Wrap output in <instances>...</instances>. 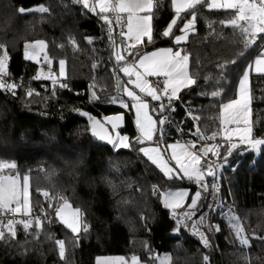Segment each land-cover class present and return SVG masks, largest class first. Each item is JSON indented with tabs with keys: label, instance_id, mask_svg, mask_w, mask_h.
Listing matches in <instances>:
<instances>
[{
	"label": "trees",
	"instance_id": "obj_1",
	"mask_svg": "<svg viewBox=\"0 0 264 264\" xmlns=\"http://www.w3.org/2000/svg\"><path fill=\"white\" fill-rule=\"evenodd\" d=\"M155 2L154 28L162 31L174 11L171 0ZM40 5L49 11L19 12L20 7L35 9ZM194 10L196 31L188 35L181 49L189 54V71L199 86H193L192 92L184 95L183 103H176L172 123L168 124L175 130L174 137L185 141L194 139L191 133L197 126L208 135L220 128L221 103L235 96L245 64L258 54L255 46L243 49L238 29L220 23L231 18L235 10L209 9L205 1ZM181 15L189 19L191 10ZM107 31L94 14L87 13L73 0H0V43L9 50L11 75L22 76L26 81L30 75L35 76L38 64L26 60L22 51L26 41L42 39L55 73L58 59L65 60L66 74L61 82L70 85V89L57 86L53 95L51 81L40 78L31 81L35 93L32 97L25 96L28 89L25 85L15 97L0 91V158L14 161L20 174L29 175L31 206L46 210L38 236H25L18 229L15 241H0V264H94L98 255L126 259L136 255L152 264L156 262L150 259L152 253L168 254L170 264H204V255L209 256L210 264H264V241L260 239L264 237V144L257 155L251 150H235L229 157V165L222 169L220 181L234 199L244 197L246 194L241 191L251 187L255 179L262 182L255 190L260 196L258 200L233 206L250 238V246L233 243L221 228L216 234L208 233L211 246L205 248L186 229L172 232L168 210L150 190L157 183L161 191L188 183L165 182L163 174L141 153L132 148L112 149L99 143L87 130V116L80 113L87 112L102 120L103 115L122 111L124 134L130 138L137 136L131 111L109 102L121 93L119 71H114V58L109 61L113 49ZM85 36L93 37L94 43H88ZM70 37L75 38V45ZM113 38L119 50L115 33ZM164 45H172V41L158 38L155 47ZM240 52L244 55L239 56ZM225 61L229 63L221 80L216 66ZM90 85L95 87L90 90ZM91 91L100 97L98 102L89 101ZM213 91H219L220 95L212 97ZM156 104L153 102L152 107ZM189 107L198 120L186 117ZM250 107L253 136L264 139V73L250 74ZM178 127L186 135L181 136ZM44 191L49 193L48 197L43 196ZM57 195L66 197L71 206L80 207L89 225V232L82 234L78 243L55 217V208L62 203L55 199ZM206 197L207 194L205 200ZM49 202L52 208H48ZM141 215L147 217V222ZM216 219L220 225L218 214ZM49 234L52 240L48 239ZM55 239L66 242L63 260Z\"/></svg>",
	"mask_w": 264,
	"mask_h": 264
},
{
	"label": "snow or ice",
	"instance_id": "obj_2",
	"mask_svg": "<svg viewBox=\"0 0 264 264\" xmlns=\"http://www.w3.org/2000/svg\"><path fill=\"white\" fill-rule=\"evenodd\" d=\"M73 2L81 5L87 13L94 14L102 25L107 27V35L113 49L109 61L111 62L114 58V71L118 70L128 78L126 83L118 85L122 94L112 97L109 102L119 103L122 109L134 110L138 135L130 138L124 134L120 127L125 120L123 112L104 117L103 123L90 113L82 112L81 115L88 117L89 129L87 130H90L91 134L100 141H106L112 149L132 148L138 151L159 169L165 182L174 184L175 181H181L194 185V192L188 187H169L161 191L158 183L151 186L152 195H158L163 208L168 210L169 217L173 221V233H179L181 229H189L191 225L193 234L199 237L205 248H208L211 246L209 239L205 231L201 229L206 227L208 231L213 229L219 231L218 225L205 223L210 221L213 212L219 211L222 217L226 216L228 225L239 244L242 247L250 246V238L245 232L240 217L232 211L231 205L228 206V213L222 211L225 203L220 196V181L222 169L229 164V157L235 150L246 146L258 151L260 145L264 144V139L254 138L253 128L249 124L248 88L249 69L264 73V43H260L264 41V0H208L209 9L235 10L231 18L222 20L220 23L238 29L243 49L247 50L255 46L258 54L239 77L238 97L221 106L223 115L220 128L208 135L197 126L194 133H191L194 139L184 142L177 140L175 143L167 144L163 149L160 145L164 141V126L172 123L171 116L175 111L176 103H183L184 95L190 94L193 86H199L197 79L190 74L189 54L181 49V44L188 40L190 32L196 31L197 12L194 9L196 5L204 3V0H171L174 15L162 31L154 28V10L157 8L155 0H73ZM190 10L191 17L183 19L181 14H187ZM26 11L46 13L49 9L44 5L35 9L19 8L21 14ZM114 24L121 28L119 34L123 44L119 50H116L117 45L113 38ZM174 29L178 30L179 34H176ZM158 38H167L172 41V45L163 48L155 47ZM69 39L73 45L77 43L74 37ZM84 39L88 43H94V38L91 36H85ZM150 47L154 50L148 51ZM23 55L26 60L38 63L41 57L43 58V63L48 66V74L44 78L51 81L53 95H55L57 86L60 89H70L69 83L61 82L60 79L65 76V60H59V75H56L52 71V59L46 51L45 40L25 42ZM238 55L243 56L244 52ZM9 59L7 46L0 43V91L15 97L17 90L23 87V82L22 78L20 82H17L11 77L8 67ZM235 62V60L231 61L233 64ZM228 63L225 61L216 66L221 72V80L226 75L224 69ZM42 75L43 70L37 74L35 79H40ZM150 77L158 78L154 85L149 83ZM94 87L95 85L89 86L90 90ZM34 94L31 88L25 92L26 97H32ZM218 95H220L219 91L211 93L212 97ZM145 97H150L152 101L157 102L156 106L150 108ZM99 100L100 97L91 91L89 101L98 102ZM73 111L79 112L80 110L73 109ZM150 111L158 114L155 120L149 114ZM186 117L191 120L199 119L190 107L186 112ZM241 121L243 127H228L233 124L239 125ZM106 124L110 125V130L105 127ZM177 131L181 136L186 135L180 127ZM206 141H213V143H203L197 146L198 142ZM146 143L149 146H143ZM169 150L170 156L165 155ZM209 178L211 183H209ZM29 184V175L25 174L21 178L14 161L0 158V217L11 215L6 222L0 218V241H15L18 229H21L25 236L29 234L38 236L43 229L41 216L31 215L33 206L30 205ZM209 191L214 199L207 204L208 211L204 212L205 194ZM43 196L48 197L49 193L44 191ZM55 199L62 201L55 208V217L71 231L78 243L81 235H86L90 230L81 208H72L68 199L62 195L55 196ZM52 207L53 204L49 202L48 208ZM40 212L46 215L43 207L40 208ZM18 215L24 218L17 219ZM197 215L198 220L194 218ZM140 218L147 222L146 216L141 215ZM48 222H52L51 218H48ZM48 239H53L52 234L48 235ZM260 239L264 241V237ZM54 243L58 246L59 257L63 260L66 256L65 240L55 239ZM145 247L149 253H152L150 245L146 243ZM152 259L156 261V264H170L171 260L168 254H153ZM245 260L247 261V257ZM203 262L210 264L208 255L203 256ZM97 264H129V261L125 257H98ZM131 264H143V262L136 255H132Z\"/></svg>",
	"mask_w": 264,
	"mask_h": 264
},
{
	"label": "rangeland",
	"instance_id": "obj_3",
	"mask_svg": "<svg viewBox=\"0 0 264 264\" xmlns=\"http://www.w3.org/2000/svg\"><path fill=\"white\" fill-rule=\"evenodd\" d=\"M205 2H206V6H207V2H208V0H204ZM172 6V5H171ZM172 9H173V6H172ZM173 11H174V9H173ZM174 15V14H173ZM172 18H173V16H172ZM171 18V19H172ZM125 19H126V17H125ZM170 19V20H171ZM169 20V21H170ZM166 27V26H165ZM126 30V29H125ZM191 33V32H190ZM189 33V34H190ZM179 34V33H178ZM173 40H174V37H173ZM33 41H35V40H33ZM26 42H32V41H26ZM25 44V43H24ZM171 45H164V46H157V47H159V48H163V47H170ZM120 49V48H119ZM23 50H24V46H23ZM152 50H154L153 48H150V49H148V51H152ZM184 51H186V50H184ZM187 52V51H186ZM22 53H23V51H22ZM125 55H127V53H125ZM24 56V55H23ZM59 60L60 59H58V61H57V71H56V73H55V71L53 70V68H52V71L56 74V75H59ZM255 60V57H253L250 61H248L246 64H245V67H244V69L245 68H247V66H248V64L249 63H251V62H253ZM33 62H36V61H33ZM37 64H38V69H37V72H36V74H35V76H37V74L41 71V70H43V75L41 76V78H44V77H46L47 76V74H48V66L45 64V63H43V58L41 57V60H40V62L38 63V62H36ZM66 67V66H65ZM119 67V66H118ZM243 69V70H244ZM242 73H243V71H242ZM242 73H241V75H242ZM251 73H256V74H258L257 72H255L254 70H252V69H249V81H248V88H249V97H250V74ZM65 74H66V68H65ZM240 75V76H241ZM239 76V77H240ZM65 77V76H64ZM64 77H61L60 79H62V78H64ZM127 76H125L124 75V73H122V72H118V85L119 84H122V83H126L127 82ZM157 80H158V78L157 77H150L149 78V83L150 84H155L156 82H157ZM118 89H119V87H118ZM120 91V90H119ZM138 91V90H137ZM238 91H239V78H238V81H237V85H236V93H235V96L233 97V98H230V99H228V100H226V101H223L222 103H221V105H220V122H221V119H222V115H223V113H222V109H221V106L222 105H224V104H227L230 100H232V99H235V98H237L238 97ZM121 93V92H120ZM122 94V93H121ZM125 99L127 100V98L125 97ZM145 99L147 100V102L149 103V105H150V108L152 107V105H153V102H155V101H152L151 100V98L150 97H145ZM129 103H130V101H129ZM122 113V111H119V112H114V113H110V114H107V115H103L102 116V121L104 122V117H106V116H114V115H117V114H121ZM131 114H132V118H133V124H134V127H135V129H136V131H137V135H138V130H137V128H136V126H135V114H134V110L133 111H131ZM149 114L150 115H152L153 116V119L155 120L156 119V116H155V113H152L151 111L149 112ZM233 115H235V113H233ZM122 124H123V122L121 123V125H120V127L122 126ZM249 124H250V126H251V107H250V104H249ZM107 125V124H106ZM108 127H109V129H110V125H107ZM237 126H239V127H243L244 125H243V122L241 121V123L239 124V125H235V124H233V125H229L228 127H230V128H234V127H237ZM163 136H164V141L163 142H161V145H160V147L163 149V148H166V145L167 144H169V143H175L177 140H181V142H184L182 139H180V137H178V136H175L173 139H168V138H166L165 136L166 135H164V132H163ZM187 140H191V139H189V138H187ZM203 143H213V141H206V142H198V144H197V146L199 147V146H201ZM143 146H149L147 143L145 144V145H143ZM245 147V148H244ZM260 148V147H259ZM241 149H244V150H251L252 152H254L256 155L258 154V152H259V150L258 151H256V150H252V149H249V148H247L246 146H242L241 147ZM244 153V151H242L241 152V154H243ZM165 155H168V156H170V150L168 151V152H166L165 153ZM144 158H146V157H144ZM147 159V158H146ZM229 165V164H228ZM228 165H225V166H228ZM155 166V165H154ZM159 170V169H158ZM21 175V178H22V176L23 175H25V174H20ZM256 177H259V175H255ZM261 178V181H263V177H260ZM188 183V185H185V186H175V187H172V188H176V187H188L189 189H190V191H192V192H194L195 191V187H194V185H192V184H190L189 182H187ZM252 185H251V187H249V188H246V189H244V191H241V193L243 194H246V195H244V197H241V198H239V196H238V198H236V199H234L233 198V196H231V195H229V192H227V187L223 184V186H222V189H223V199H225V201H226V203H225V207H224V209H222V211L224 212V213H228V206L229 205H231V207H232V211H233V206L234 205H236L237 203H239V204H242V203H246V202H252L253 200H258L259 198H260V196H258V193H255V190H258L259 189V185H261L262 184V182H257L256 181V179L254 180V181H252V183H251ZM167 188H169V187H167ZM166 188V189H167ZM165 189V190H166ZM29 198H30V184H29ZM190 202V201H189ZM30 205H31V201H30ZM72 208H76L75 206H71ZM234 212V211H233ZM218 215L221 217V220L222 221H220V229L221 228H223L224 229V231H225V233H226V236H227V238L230 240V241H232L233 243H236V244H239V242L235 239V236H234V233L231 231V229H230V227H229V225H228V222H227V218H226V216L225 217H222L221 216V214H220V212H218ZM57 220H58V218H57ZM59 221V220H58ZM70 231V230H69ZM208 239H209V237H208ZM152 255H153V253L151 254V256H150V259L152 260ZM161 255H164V254H161ZM116 258V257H122V256H116V255H98V256H96L95 257V260H94V264H97V258ZM128 261H129V264H131V258H129V259H127ZM142 261V260H141ZM143 262V261H142ZM143 264H146L145 262H143ZM152 264H156V262H154V263H152Z\"/></svg>",
	"mask_w": 264,
	"mask_h": 264
},
{
	"label": "built area",
	"instance_id": "obj_4",
	"mask_svg": "<svg viewBox=\"0 0 264 264\" xmlns=\"http://www.w3.org/2000/svg\"><path fill=\"white\" fill-rule=\"evenodd\" d=\"M112 31H113V33H115V34L117 35L118 45H119V47L122 46V44H123V40H122V38L120 37V34H119L120 31H121L120 26L114 24V27H113ZM11 77H12L13 79H15L17 82H20V81H21V78H22L23 85H25L27 88L34 89V88H33V85L31 84V81L34 80L36 76H34V75H30V76L28 77V80H27V81H26L25 78H23L22 76H17V77H15V76H12V75H11ZM183 141H185V140H183ZM209 183H211V179H210V178H209ZM220 184H221V183H220ZM151 186H152V185H151ZM150 190H151V193H152V187H150ZM220 196L223 198V189H222V185H221ZM213 199H214V197H213L211 191H209V193H207V197H206L205 204H204V207H203V211H204V212H207V211H208L207 204H208V203H211V202L213 201ZM218 212H219V211H217V212H213V213L211 214V219H210V221H206L205 223L207 224V223L210 222V223L213 224V225H218V226H219V222H218L217 219H216V215L218 214ZM31 215H32V216H37V215H39V216H41V218H42V217L45 215V213H41V212H40V209H34V208H33V211H32V213H31ZM0 218H3V219L5 220V222H6V220H7L8 218H11V215L9 214V215H7V216L0 217ZM16 218H17V219H20V218H24V217L18 215ZM194 218L198 220V219H199V216L197 215V216L194 217ZM219 228H220V226H219ZM186 230H188L190 233L193 234V232L191 231V225L189 226V229H186ZM201 230H202V231H205V234H206L207 237H209L208 233H210V234H216V233L218 232V231H216L215 229H213L212 231H208L206 227H205V228H202ZM193 235H195V234H193ZM195 237L200 241V239H199V237H198L197 235H195ZM200 242H201V241H200Z\"/></svg>",
	"mask_w": 264,
	"mask_h": 264
},
{
	"label": "crops",
	"instance_id": "obj_5",
	"mask_svg": "<svg viewBox=\"0 0 264 264\" xmlns=\"http://www.w3.org/2000/svg\"><path fill=\"white\" fill-rule=\"evenodd\" d=\"M175 134L174 128H172L170 125L164 126V135L168 139H173Z\"/></svg>",
	"mask_w": 264,
	"mask_h": 264
},
{
	"label": "water",
	"instance_id": "obj_6",
	"mask_svg": "<svg viewBox=\"0 0 264 264\" xmlns=\"http://www.w3.org/2000/svg\"><path fill=\"white\" fill-rule=\"evenodd\" d=\"M93 117H95L98 121H100L101 123H103V121H102L100 118H98V117H96V116H93ZM87 122H88V124H89L88 117H87ZM105 127L109 129V127H108L107 125H105ZM109 130H110V129H109ZM93 137H94V136H93ZM94 138H95L99 143L104 144V145H107V146H110V145L107 144L106 141H100L97 137H94ZM69 204H70V203H69Z\"/></svg>",
	"mask_w": 264,
	"mask_h": 264
}]
</instances>
